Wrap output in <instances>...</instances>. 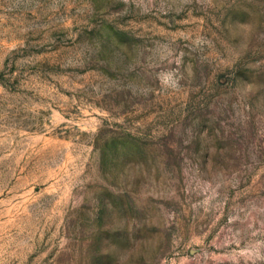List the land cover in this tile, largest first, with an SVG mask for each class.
<instances>
[{
    "label": "rangeland",
    "instance_id": "rangeland-1",
    "mask_svg": "<svg viewBox=\"0 0 264 264\" xmlns=\"http://www.w3.org/2000/svg\"><path fill=\"white\" fill-rule=\"evenodd\" d=\"M0 264H264V0H0Z\"/></svg>",
    "mask_w": 264,
    "mask_h": 264
},
{
    "label": "clouds",
    "instance_id": "clouds-1",
    "mask_svg": "<svg viewBox=\"0 0 264 264\" xmlns=\"http://www.w3.org/2000/svg\"><path fill=\"white\" fill-rule=\"evenodd\" d=\"M168 82H169L168 78H165V83H168ZM171 83H172V86H175V83L176 82L175 81H172Z\"/></svg>",
    "mask_w": 264,
    "mask_h": 264
}]
</instances>
